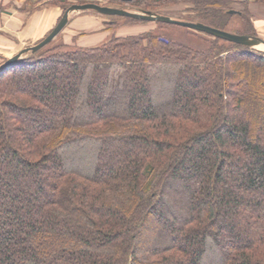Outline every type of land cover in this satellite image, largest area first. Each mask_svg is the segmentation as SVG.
<instances>
[{
	"label": "trees",
	"instance_id": "1",
	"mask_svg": "<svg viewBox=\"0 0 264 264\" xmlns=\"http://www.w3.org/2000/svg\"><path fill=\"white\" fill-rule=\"evenodd\" d=\"M164 2L258 37L245 2L128 4ZM210 38L55 39L0 74V264H264V52Z\"/></svg>",
	"mask_w": 264,
	"mask_h": 264
},
{
	"label": "rangeland",
	"instance_id": "2",
	"mask_svg": "<svg viewBox=\"0 0 264 264\" xmlns=\"http://www.w3.org/2000/svg\"><path fill=\"white\" fill-rule=\"evenodd\" d=\"M118 1L119 3L117 4L114 3L113 0H2L0 6L8 5V9L12 11V12H7L8 16H12V18L8 20L14 23L16 27L18 26L20 27L21 19L18 18L19 21L17 20V18L15 17L18 16L17 14L28 15V17H31L36 13H42V11H47V13H49L50 11L57 10L58 12L59 10L58 12L59 14L57 13L59 15V18L56 21V25H57L69 7H71L72 5H79L82 3L85 4L91 3L106 7L122 8L133 12L136 11L128 3L121 2L120 0ZM235 1L236 3L233 5V8L239 11H242L244 8L243 6L240 5V2L247 3L248 9L252 15V22L257 31V36L259 38L264 39V18L262 17L261 14L262 12L264 13V4L258 3L256 0L251 2L249 0H235ZM4 2L7 3L5 4ZM187 7H188L187 5L170 4V2L168 3L164 2L161 3V5L156 6L155 10L156 13L166 15L173 19L188 18L189 19L188 21H190L191 18L188 17L189 15L185 11ZM5 19L7 18L5 17ZM111 23H114L115 25H111ZM7 24L8 22L6 23V28H7ZM15 25L11 24V27H14ZM238 26L239 25L235 23L227 28L228 30L235 31L238 28ZM21 28L23 27L21 26ZM53 29H51L46 35L42 36V38H38V39H34L33 37L31 38L29 37L30 39L17 38L16 33H9L10 35L2 33L4 34L3 38L6 40L0 41V65H2L6 60L17 55L21 50L33 47L39 42H41L45 37L49 35V33ZM139 30L144 31L140 34H144L151 31L153 33H160L167 38L185 44L195 50L205 49L208 46L207 40L211 39L210 38L211 36L207 34L195 32L188 28H183L175 25L160 27L156 23H150V22L131 23L126 18L109 17L98 14L94 11H86V12H75L70 15L68 25L62 31V33L56 38L55 44L62 42L71 47L76 46L80 48H86L80 46L81 45L80 40L85 39L84 41L95 44L87 47V48H91V47H97L103 45L104 43L109 41L114 35L116 37L133 36L130 35V33L132 34ZM6 31L7 29H4L5 33L8 32ZM8 40H10L9 43H6V41L8 42ZM256 50L264 52V49H261L260 47Z\"/></svg>",
	"mask_w": 264,
	"mask_h": 264
},
{
	"label": "water",
	"instance_id": "3",
	"mask_svg": "<svg viewBox=\"0 0 264 264\" xmlns=\"http://www.w3.org/2000/svg\"><path fill=\"white\" fill-rule=\"evenodd\" d=\"M124 3H129L131 0H121ZM86 11H94L98 14L109 16V17H120V18H128L136 21H145L150 23H162L167 25H175L183 28H188L195 32H200L207 34L211 37L218 38L230 43L238 44L244 47H248L251 49H258L261 46H264V39L259 37L252 36H242L237 34H232L227 31L219 30L213 27H209L203 23H195V22H186L173 19L171 17L158 14L156 12L145 11V12H132L129 10H125L122 8H114V7H106L98 4H82V5H72L69 7L64 15L62 16L59 23L54 27V29L50 32V34L45 37L41 42L36 44L33 47L26 48L21 50L14 57L6 60L2 65H0V74L6 69L14 66L20 60H22L29 53H36L44 47L48 46L52 43L66 28L69 23V18L72 13L75 12H86Z\"/></svg>",
	"mask_w": 264,
	"mask_h": 264
},
{
	"label": "crops",
	"instance_id": "4",
	"mask_svg": "<svg viewBox=\"0 0 264 264\" xmlns=\"http://www.w3.org/2000/svg\"><path fill=\"white\" fill-rule=\"evenodd\" d=\"M251 1H255V0H249ZM2 3V0H0V4ZM5 4L7 2H4ZM7 12H12L11 10L7 9L6 12H4L1 16H0V41L2 40H6L3 38L4 34H8L9 33H16L17 34V38H28L30 39L31 37H33L34 39H38V38H42V36L46 35L51 29H53L56 25V21L59 18V10L57 12L56 11H50L49 13H47V11H42V13H36L35 15L28 17V15H23V14H17L18 16H15L18 20H20V27H16V25L12 22H10L8 19H11L12 16H8ZM47 14H46V13ZM58 13V14H57ZM262 17L264 18V13L262 12ZM5 17L7 19H5ZM19 21V20H18ZM26 21V22H25ZM7 24V28H6V23ZM11 24L15 25L14 27H11ZM21 26L23 28H21ZM16 27V28H15ZM4 29H7V33L4 32ZM19 30V32H18ZM134 30V29H133ZM17 31V32H16ZM140 31V32H139ZM136 31L134 33H130V35H136V34H140L144 31L139 30ZM4 33V34H2ZM20 36V37H18ZM30 37V38H29ZM263 39V38H262ZM85 39L80 40V46L82 47H89L95 44L89 43L87 41H84ZM10 40H8V42L6 41V43H9ZM9 47V46H7Z\"/></svg>",
	"mask_w": 264,
	"mask_h": 264
},
{
	"label": "bare ground",
	"instance_id": "5",
	"mask_svg": "<svg viewBox=\"0 0 264 264\" xmlns=\"http://www.w3.org/2000/svg\"><path fill=\"white\" fill-rule=\"evenodd\" d=\"M260 48H261V49H264V46H261Z\"/></svg>",
	"mask_w": 264,
	"mask_h": 264
}]
</instances>
